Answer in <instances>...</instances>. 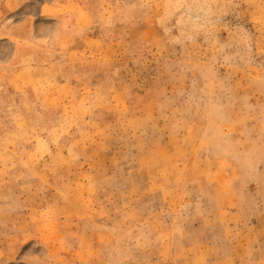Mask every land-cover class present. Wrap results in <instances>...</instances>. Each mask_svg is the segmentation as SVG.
<instances>
[{"label":"rangeland","instance_id":"374dc122","mask_svg":"<svg viewBox=\"0 0 264 264\" xmlns=\"http://www.w3.org/2000/svg\"><path fill=\"white\" fill-rule=\"evenodd\" d=\"M0 264H264V0H0Z\"/></svg>","mask_w":264,"mask_h":264}]
</instances>
